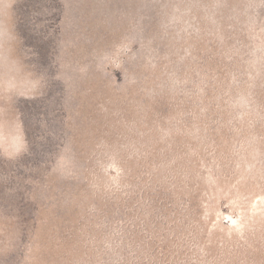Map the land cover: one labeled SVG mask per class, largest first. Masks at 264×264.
I'll return each instance as SVG.
<instances>
[{
  "label": "rangeland",
  "instance_id": "374dc122",
  "mask_svg": "<svg viewBox=\"0 0 264 264\" xmlns=\"http://www.w3.org/2000/svg\"><path fill=\"white\" fill-rule=\"evenodd\" d=\"M13 16L47 86L11 113L31 152L0 159V264H264V0Z\"/></svg>",
  "mask_w": 264,
  "mask_h": 264
},
{
  "label": "clouds",
  "instance_id": "9594fccd",
  "mask_svg": "<svg viewBox=\"0 0 264 264\" xmlns=\"http://www.w3.org/2000/svg\"><path fill=\"white\" fill-rule=\"evenodd\" d=\"M15 0H7V9L0 8V159L19 161L31 152L22 119L12 116L15 103L20 99L38 96L47 86L45 73L37 71L31 56L14 46L19 39L13 28ZM9 37L12 40L9 41ZM11 44L13 46L9 47ZM9 82L16 87L9 88ZM23 87V91L21 88ZM64 164L61 159L58 161Z\"/></svg>",
  "mask_w": 264,
  "mask_h": 264
},
{
  "label": "water",
  "instance_id": "95a60500",
  "mask_svg": "<svg viewBox=\"0 0 264 264\" xmlns=\"http://www.w3.org/2000/svg\"><path fill=\"white\" fill-rule=\"evenodd\" d=\"M148 34H150V35L153 34V30H151V28H150ZM159 114L162 115L163 113H162V112H159ZM124 118H125L126 120H128V121H132V118H131V116H129V115H124ZM129 137H130V136H129ZM55 185H57V186L60 187L61 189L65 190L66 192H74V193L77 192V190L75 189V187H73V186H71V185L62 184V183H60V182H57ZM201 191H202V190H201ZM54 199H55L54 196L49 195V200H50V201H52V200H54ZM168 199H172V198H171L170 196H168ZM91 206H92V204H91ZM196 206H197V203L193 201V202H192V208L194 209V208H196ZM97 209H98L99 211H101V212L107 214V215L109 216V219H112L113 214L117 213V210H116V209L105 208V207H103V206H101V207L99 206ZM118 214H119V216H121V213H118ZM59 216L61 217V219L63 220V223L65 224V223H66V220L63 219L64 216H63V214H62L61 211H59ZM75 226H76L77 228H79V227H81V224L76 223ZM9 233H12V232L9 230ZM15 258H16V257H15Z\"/></svg>",
  "mask_w": 264,
  "mask_h": 264
}]
</instances>
